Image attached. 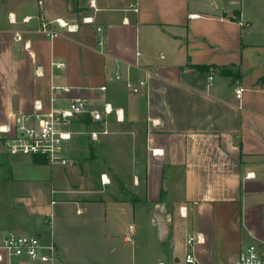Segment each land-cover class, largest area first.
Instances as JSON below:
<instances>
[{
	"label": "crops",
	"instance_id": "1",
	"mask_svg": "<svg viewBox=\"0 0 264 264\" xmlns=\"http://www.w3.org/2000/svg\"><path fill=\"white\" fill-rule=\"evenodd\" d=\"M91 1L0 0V127L75 97L95 108L110 103L124 111V121L113 116L112 141L97 147L112 158L121 146L127 169L135 170V193L110 194L105 185L77 189L76 160L60 181L53 167L14 156L13 166L51 169L52 208L43 219L49 226L38 237L55 242L57 264H184L188 236L199 235L200 264H232L244 246L264 243V0H95V8ZM85 18L94 23L83 24ZM58 19L79 31L53 25L62 36L40 33ZM139 80L147 87L134 95L127 82ZM83 127L84 134L102 129L89 118ZM6 156L0 146V166L10 163ZM95 193L102 196L90 198ZM163 203L166 242L150 218ZM116 205L122 208L114 215ZM14 218L0 215V244L25 230Z\"/></svg>",
	"mask_w": 264,
	"mask_h": 264
},
{
	"label": "built area",
	"instance_id": "2",
	"mask_svg": "<svg viewBox=\"0 0 264 264\" xmlns=\"http://www.w3.org/2000/svg\"><path fill=\"white\" fill-rule=\"evenodd\" d=\"M42 2H40V5ZM91 7L95 8V0L91 1ZM131 10L138 12V7H131ZM10 19L14 22L13 15ZM29 21V18L26 19ZM92 18L83 19V24H93ZM57 26L60 30L68 33L79 31V25H72L63 20H56L52 23H43L40 33L50 39L62 36V32L52 28ZM98 28V32H101ZM18 41H22L21 35L17 36ZM99 46L103 41L98 42ZM137 56H140L137 53ZM161 59L164 56L161 55ZM56 68H62L63 63H53ZM120 80L121 76L116 75ZM210 84L214 81V76L209 77ZM147 87L146 80L138 82L128 81L127 88L129 91L138 95ZM65 92H70V88H65ZM102 93L107 91V87L100 88ZM244 90L239 88L236 91L237 98L242 99ZM41 106H36V111L40 112ZM115 116L117 122L124 121V111L115 108L110 103H104L102 108H95L90 102L83 97H75L65 106L52 108L46 114L20 115L16 116L13 125L0 127V141L3 151L10 156L16 157H44L51 166H60L63 168H72L75 166V160L70 155V147L74 137L84 134L85 131H79L76 126H83L85 120L89 118L93 124L102 127L101 130L87 131L93 141H99L101 136L110 135L111 118ZM104 184H109L105 176L102 177ZM185 208L181 209V214ZM132 229V227H131ZM126 239L133 241L132 235L127 234ZM203 242L199 235L188 236L186 240L187 252L184 256V264H200L196 254V244ZM59 260L58 247L54 241L45 243L40 237L27 236L12 233L8 235L0 244V262L7 261V264H25L26 261L32 264H57ZM159 264H166L162 261ZM232 264H264V243L249 244L242 248L237 259Z\"/></svg>",
	"mask_w": 264,
	"mask_h": 264
},
{
	"label": "rangeland",
	"instance_id": "3",
	"mask_svg": "<svg viewBox=\"0 0 264 264\" xmlns=\"http://www.w3.org/2000/svg\"><path fill=\"white\" fill-rule=\"evenodd\" d=\"M83 128L84 127L81 125L76 126V129L79 131H83ZM77 138V143L73 145V149L71 150V156L77 162L76 169L79 176L82 178L79 182L72 183L75 184L77 189L92 191L98 190L99 187L105 185V187H108L107 191L110 194H119L122 191L121 188H125L132 193L136 192L132 183L135 170L127 169L129 163L128 156L127 153L121 152V146L115 148L112 158L104 156L101 148L97 147L102 145L103 147L108 146L109 142L112 141V136L101 137L100 142L93 141L87 134H82ZM118 138H121L120 133L116 134V141ZM91 147L96 149V159L91 158ZM7 159L10 163H5V165L0 166V215L3 213L8 214L12 219L15 217L14 219L16 222L18 221V223H22L25 230L18 232L19 234L38 237L39 232H42V230L49 226V224L45 223L47 219L44 221L43 219L46 214H50L52 208L51 188L53 183L50 167L54 168L55 176L60 181L66 179V173L63 171V167L51 166L49 164L46 165L50 167L43 169L32 166L20 168L12 165V161L15 159L14 156H8ZM22 164L29 165L31 164V161L28 159L25 163H21V165ZM64 169L67 170L71 168ZM101 172H104L109 176L108 180H110L109 182H111V185L110 183L106 185L102 182ZM165 185L167 186V184ZM165 185L163 190H165ZM140 189L144 190V185L141 186ZM141 190H139V193L143 194L144 191L141 192ZM170 190L172 189L170 188ZM98 194L95 193L89 196L90 198L102 196V193ZM85 196H88V194ZM3 205L7 208V211L5 210V212L1 209ZM102 208L105 209V207ZM121 208L122 207L119 205L113 207V214H118L121 211ZM10 209L12 211H10ZM30 214L31 217H28ZM153 216L154 213L152 212L150 218ZM126 221L127 219L123 215L120 219L118 218L117 224L122 228ZM45 235L46 233L43 235V242L47 241Z\"/></svg>",
	"mask_w": 264,
	"mask_h": 264
},
{
	"label": "water",
	"instance_id": "4",
	"mask_svg": "<svg viewBox=\"0 0 264 264\" xmlns=\"http://www.w3.org/2000/svg\"><path fill=\"white\" fill-rule=\"evenodd\" d=\"M138 173H141L140 167L138 168ZM165 190H167V186L165 185ZM167 204L163 203L159 211L154 212V218L157 222L158 230H159V239L162 242H166L170 237V225L167 218Z\"/></svg>",
	"mask_w": 264,
	"mask_h": 264
},
{
	"label": "trees",
	"instance_id": "5",
	"mask_svg": "<svg viewBox=\"0 0 264 264\" xmlns=\"http://www.w3.org/2000/svg\"><path fill=\"white\" fill-rule=\"evenodd\" d=\"M89 122H90L89 120L86 121L87 124H89ZM0 146H1V141H0ZM94 155L95 154L92 153V157H94ZM32 162L34 164H37V165H46V164H48L47 160L44 157H40V156L32 157ZM121 190H122L121 191L122 193L126 192L125 188H123V189L121 188ZM162 201H164V199Z\"/></svg>",
	"mask_w": 264,
	"mask_h": 264
}]
</instances>
